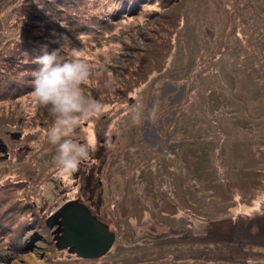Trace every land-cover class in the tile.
<instances>
[{
    "label": "rangeland",
    "instance_id": "rangeland-1",
    "mask_svg": "<svg viewBox=\"0 0 264 264\" xmlns=\"http://www.w3.org/2000/svg\"><path fill=\"white\" fill-rule=\"evenodd\" d=\"M79 15L101 32L73 35ZM262 33L264 0H0V264H264ZM63 38L104 107L76 130L93 148L72 177L31 87ZM69 201L114 234L104 257L58 250L46 223Z\"/></svg>",
    "mask_w": 264,
    "mask_h": 264
},
{
    "label": "clouds",
    "instance_id": "clouds-1",
    "mask_svg": "<svg viewBox=\"0 0 264 264\" xmlns=\"http://www.w3.org/2000/svg\"><path fill=\"white\" fill-rule=\"evenodd\" d=\"M65 40L54 41L58 47L51 50L47 44L41 47V54L35 57L39 68L33 74L31 87L36 104L52 117L41 139L55 146L58 174L72 177L90 159L93 148L91 142L81 143L76 138V130L83 122L99 116L104 107L82 90L93 74V66L79 58Z\"/></svg>",
    "mask_w": 264,
    "mask_h": 264
},
{
    "label": "water",
    "instance_id": "water-1",
    "mask_svg": "<svg viewBox=\"0 0 264 264\" xmlns=\"http://www.w3.org/2000/svg\"><path fill=\"white\" fill-rule=\"evenodd\" d=\"M56 219V220H54ZM57 226L56 246L83 260H97L112 248L115 236L81 203L69 201L47 221L50 229Z\"/></svg>",
    "mask_w": 264,
    "mask_h": 264
},
{
    "label": "trees",
    "instance_id": "trees-1",
    "mask_svg": "<svg viewBox=\"0 0 264 264\" xmlns=\"http://www.w3.org/2000/svg\"><path fill=\"white\" fill-rule=\"evenodd\" d=\"M136 2V1H135ZM134 9H135V5H127V6H124L123 4L120 6V12L122 11V10H124L122 13H123V15H125V14H133V12H134ZM70 18H72V17H70ZM73 25H72V28L71 29H68L73 35H81V34H83V35H86V36H88V35H91V34H96V33H99V32H101V28L99 27V26H97V27H94V28H92L91 27V25L93 24L92 23V21H90L89 19H83V17H81L80 15L78 16V17H76L75 19H74V21H73V23H72ZM67 25H69V24H67ZM108 25L110 26V27H112L114 24H112V23H108ZM69 36V35H68ZM264 34L262 33V34H260V38L258 39V42H256L255 44V47L253 46V49L254 50H256L257 52H262V53H264ZM93 38H96V37H93ZM263 55V54H262ZM262 55H260V56H262ZM260 60L258 61V63H257V66L259 67V68H261V71H263L264 72V55L261 57V58H259ZM263 72H257V75H261ZM261 84H262V87H263V89H264V80H262V82H261ZM160 240H163V239H160ZM156 244V243H155ZM155 244H153V246L155 247ZM154 247L153 248H150V250L151 251H154L153 249H154ZM160 247H162L161 246V242L159 243V244H157L156 245V248L155 249H158V248H160ZM167 247V246H166ZM199 256V254L198 255H195V257H198ZM204 258H195V259H193L192 260V264H206L208 261L207 260H203ZM221 262H224V263H226V264H231V263H227V262H225L224 260H220ZM166 264H171V263H166ZM232 264H235V263H232Z\"/></svg>",
    "mask_w": 264,
    "mask_h": 264
},
{
    "label": "flooded vegetation",
    "instance_id": "flooded-vegetation-1",
    "mask_svg": "<svg viewBox=\"0 0 264 264\" xmlns=\"http://www.w3.org/2000/svg\"><path fill=\"white\" fill-rule=\"evenodd\" d=\"M168 105V104H167ZM168 108V107H167ZM152 111V108H151V105L150 106H148L147 107V111ZM152 129V128H151ZM154 131H153V129H152V131H150V133H151V136H152V133H153ZM156 138H159V136H157V134H156ZM142 140H143V142L145 143V144H148V142L145 140V138H144V136L142 137ZM160 143H161V141H159ZM159 142H157V143H159ZM149 147H151L150 145H148ZM157 146V145H156ZM158 149V152H162V148H157ZM145 158H146V156H144Z\"/></svg>",
    "mask_w": 264,
    "mask_h": 264
},
{
    "label": "bare ground",
    "instance_id": "bare-ground-1",
    "mask_svg": "<svg viewBox=\"0 0 264 264\" xmlns=\"http://www.w3.org/2000/svg\"><path fill=\"white\" fill-rule=\"evenodd\" d=\"M65 251V250H64ZM109 253V252H108Z\"/></svg>",
    "mask_w": 264,
    "mask_h": 264
}]
</instances>
